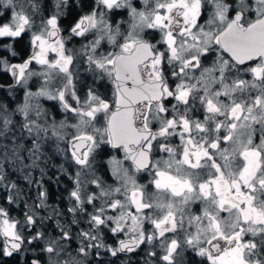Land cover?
Listing matches in <instances>:
<instances>
[{"label": "snow or ice", "instance_id": "1", "mask_svg": "<svg viewBox=\"0 0 264 264\" xmlns=\"http://www.w3.org/2000/svg\"><path fill=\"white\" fill-rule=\"evenodd\" d=\"M0 75V259L264 264V0H0Z\"/></svg>", "mask_w": 264, "mask_h": 264}, {"label": "flooded vegetation", "instance_id": "2", "mask_svg": "<svg viewBox=\"0 0 264 264\" xmlns=\"http://www.w3.org/2000/svg\"><path fill=\"white\" fill-rule=\"evenodd\" d=\"M84 3L85 4H89V3H91V0H84ZM45 7L47 8V4L45 5ZM75 11H79V9H76ZM45 15H47V12H45ZM66 18H68L70 21H72V24H73L76 21V19H78V16H76V15H74V14H72L70 12L67 15ZM74 45L76 47H79V45L76 44L75 42H74ZM30 51H31V49H29L28 54L24 55L21 58V60L26 58L30 54ZM54 174H55L54 170H50L49 175H54ZM35 176L38 178L39 177V173L36 172ZM9 178L12 179L11 177H9ZM21 181H22L23 187H20V188H21V190L23 192L24 198L27 199V194H32L33 193V196L35 197L34 199L36 201V196H37L38 191L40 189H38L37 186L34 184V186L32 188V190H33V192H32V190L31 191L29 190L30 187L27 185V183L25 181H23L22 179H21ZM71 187H72V183H71V181L68 180L67 177H61L59 186H57L56 184L52 183L51 181H49L47 179L44 180V189L47 190L48 199H53V200H56V201L61 199V200L66 201V206L60 208L65 213H66V210H67V207H68V202H67L66 197L68 195V190H70ZM55 206H57V205H55ZM24 210L25 209H24V207L22 205V208H21L22 216H23ZM194 210L199 211V205H195L194 206ZM39 211H40V214L42 212H46L45 210H39ZM65 219H70V216L61 217V221L62 222ZM54 224H55V218H53V220L50 221V225L45 231L51 232L53 230ZM81 227H84V225L82 224ZM76 231H78V229L75 226H73V232L75 233ZM107 243H109V244H113L114 243V240H113V238L110 235L107 236ZM146 247L147 246L145 245V246L141 247L140 249H138L135 255L128 254L127 256H125L124 254H121L119 256V258L111 257L110 255H104V256L100 257V259L103 260L104 264H122V261L126 262L129 259V257H130L131 258V264H144V261H145V258H146L145 257V248ZM188 257H189V259L191 258V254L190 253L188 254ZM93 264H96L95 260H93Z\"/></svg>", "mask_w": 264, "mask_h": 264}, {"label": "trees", "instance_id": "3", "mask_svg": "<svg viewBox=\"0 0 264 264\" xmlns=\"http://www.w3.org/2000/svg\"><path fill=\"white\" fill-rule=\"evenodd\" d=\"M61 27L62 28H68L70 27V25L72 24V21H70L68 18H64L61 20ZM28 37L25 36L22 40H18L17 43H16V49L17 51L20 53V59L28 54L29 52V46H28ZM14 62H18V61H14ZM11 82L10 80V75H0V83H3L5 85L9 84ZM12 178V180H15L20 187H23L22 185V181L21 179L18 178V174H12L10 176ZM34 184L29 188V190L31 191L32 188H33ZM33 192V190H32ZM35 197L33 196V193L32 194H27V202L29 204H32L33 202H35ZM48 204L49 205H52V206H59V208H62V207H65L66 206V201L64 200H53V199H48L47 200ZM22 205H23V201H21V203L19 204H16V205H13V211H12V215L13 216H16L17 218H22V214H21V208H22ZM40 215H47V212H42ZM50 225V221H46L45 222V229L46 230ZM2 239V238H0ZM0 264H15V260L13 258H3V259H0Z\"/></svg>", "mask_w": 264, "mask_h": 264}]
</instances>
